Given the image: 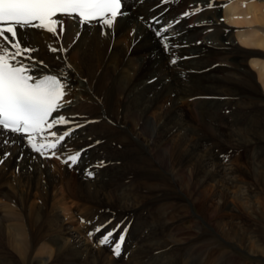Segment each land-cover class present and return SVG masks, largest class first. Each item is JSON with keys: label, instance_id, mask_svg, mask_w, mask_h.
Wrapping results in <instances>:
<instances>
[{"label": "bare ground", "instance_id": "6f19581e", "mask_svg": "<svg viewBox=\"0 0 264 264\" xmlns=\"http://www.w3.org/2000/svg\"><path fill=\"white\" fill-rule=\"evenodd\" d=\"M121 11L110 28L17 29L24 47L41 45L38 72L63 73L70 103L53 116L69 123L50 131L72 132L43 154L0 132V251L12 247L0 264H252L212 245L252 257L250 240L262 245L251 201L264 195V0H125ZM243 151L248 180L232 163ZM71 204L90 239L64 219ZM118 224L116 256L99 240Z\"/></svg>", "mask_w": 264, "mask_h": 264}, {"label": "snow or ice", "instance_id": "6c2138e0", "mask_svg": "<svg viewBox=\"0 0 264 264\" xmlns=\"http://www.w3.org/2000/svg\"><path fill=\"white\" fill-rule=\"evenodd\" d=\"M212 6L210 2L208 7ZM121 8L122 0H0V132L20 135L32 150L41 154L55 150L72 132V129L61 134L50 131L57 125L69 123L62 115L53 116L65 103H70L64 100L68 84L63 73L38 72L37 65L43 62H36L31 57L30 53L35 49L21 44L17 29H43L55 35L59 27L62 34V18L78 19L81 25L95 21L101 28H110L117 16L123 15ZM26 53L29 55L25 56ZM171 62L175 64L176 60ZM80 155L81 152L69 155L65 163H76ZM103 227L105 225L97 227L96 231ZM120 228V224L116 225L99 240L101 245L110 246L116 256L121 254L127 232L125 228L119 239L113 241Z\"/></svg>", "mask_w": 264, "mask_h": 264}, {"label": "rangeland", "instance_id": "374dc122", "mask_svg": "<svg viewBox=\"0 0 264 264\" xmlns=\"http://www.w3.org/2000/svg\"><path fill=\"white\" fill-rule=\"evenodd\" d=\"M39 46H41V45H38V46H36L35 47V49H36V52L39 50V49H41V47H39ZM33 49V48H32ZM49 51V50H48ZM70 81V80H69ZM244 153H240V152H238L237 153V155L236 156H234L232 159V163L234 164V167L238 170V172L242 175L241 177H244V178H248V177H250L251 175H250V172L254 175V170H252L253 168H252V165H250L251 163H250V157H249V154L246 152V151H243ZM60 158H58V157H55L54 158V160H58L57 162H59V164H62L61 163V159L59 160ZM225 162H226V159H225ZM241 170V171H240ZM248 170H250V172L248 171ZM238 173V174H239ZM243 173V174H242ZM252 175V176H253ZM247 176V177H246ZM187 179V178H186ZM248 180V179H247ZM161 183V182H160ZM160 183L158 182V183H156L155 184V186H157V187H153V188H158V186H159V188L161 187L160 186ZM162 185V184H161ZM148 187V188H147ZM145 188V187H144ZM147 188V189H146ZM146 188H145V190L144 191H146V192H151V191H154V190H156V189H154L153 190V188H152V186H146ZM207 192H209V188H208V191ZM236 199V198H235ZM173 200V199H172ZM238 201H240L239 199H237ZM234 201L233 200V202H232V205L233 206H237L238 208H245V209H247L246 208V206L242 203V202H238V201ZM256 200V201H255ZM260 200V201H259ZM176 203V204H175ZM178 201L176 202V200H173L172 201V208L171 209H169V210H173L172 212H174V219L175 218H177V219H175V220H178V218L180 219V218H183V216H185V214H187V212H186V207L184 206V205H182V204H179V206H177L178 205ZM251 204L253 205V206H256V208H258V210H259V212H258V214H256L255 215V218H254V223H256V225L258 226L257 228H258V230H260L259 231V233L262 235L261 237V240H262V245H263V247H262V245L260 244V242H258L255 238H253V240L251 239L250 240V247L253 249L252 250V252H254L253 254H255V256L254 257H252V256H250L247 252H244V251H242L237 245H234V244H230V245H228V244H226L222 239H218L217 240V242L216 243H214L213 245H212V248H213V246H214V250L215 251H217L218 250V253H220V254H222V253H226V252H234V253H236V255L238 256V257H240V259H242V260H245V261H247L248 263H252V264H264V195H262V194H260V196L258 195V196H256V198H254V200L253 201H251ZM72 205V204H71ZM70 205V206H71ZM168 205V204H167ZM242 205V206H241ZM247 205V204H246ZM244 206V207H243ZM175 207V208H174ZM73 210H74V205H72V207H71ZM181 208V209H180ZM71 211L72 212V214L71 215H65L64 217V219H69L70 221V223H72L71 224V226H72V228L73 229H78L79 228V230H83L86 234L85 235H87V237H88V239H90L91 237H92V235L90 236L89 235V233H94V231H92V230H90V229H88V228H85V226H84V224H85V221H84V219L85 218H83L79 213H77V211L76 210H74V211ZM195 210H197V209H195ZM192 213V212H191ZM180 215V216H179ZM252 219V218H251ZM80 222V223H79ZM258 223V224H257ZM190 225V226H189ZM192 225V226H191ZM182 226H184V228H187L186 230L188 231V232H191V230L193 231L192 233H194L195 232V229H194V225L192 224V222H186V223H184ZM202 226H203V228L202 229H208L209 227L206 225V223H203L202 224ZM205 226V227H204ZM189 228H190V230H189ZM88 229V230H87ZM253 241H256V242H254L253 243ZM258 243V244H257ZM94 244V243H93ZM260 244V245H259ZM254 245V246H253ZM5 247V248H4ZM4 247H3V251L2 252H4L3 254H0V258L2 259L3 258V255H6V252H8L12 247L11 246H9V245H7V243H5L4 244ZM255 247H257V248H255ZM7 248V249H6ZM110 250H109V252L111 251V247L109 248ZM259 249V250H258ZM261 249V250H260ZM213 250V249H212ZM1 252V251H0ZM1 252V253H2ZM10 252H11V250H10ZM112 252V251H111ZM110 252V253H111ZM214 257V256H213ZM6 258V257H5ZM5 258H3V259H5ZM248 259V260H247Z\"/></svg>", "mask_w": 264, "mask_h": 264}]
</instances>
